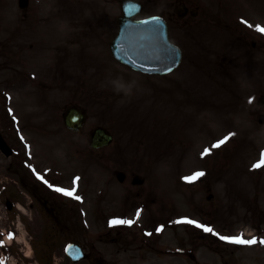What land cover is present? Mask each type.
<instances>
[{"label": "rangeland", "instance_id": "rangeland-1", "mask_svg": "<svg viewBox=\"0 0 264 264\" xmlns=\"http://www.w3.org/2000/svg\"><path fill=\"white\" fill-rule=\"evenodd\" d=\"M166 1L160 0L163 4ZM29 5V8L22 12L18 8L17 0H0V7H8L4 10H8L11 19L18 21L19 26L27 27L26 34L12 35L8 47L5 45L0 48V102L3 100L2 90L7 91L9 105L12 107L9 110L11 116H5L3 120L0 117V134L10 147L17 149L23 147L16 137L17 133L21 141L25 140V144L34 143L33 148L42 150L44 154L49 152L55 155L58 161L55 173L58 176L52 181L57 182L53 188L56 191L58 188L65 189V185H70V181L74 180L79 181L78 188L87 190L85 186H88L94 193L102 182L116 181L112 172L117 168L128 175L139 174L145 177L150 186L153 182H158L162 186L166 179L171 183L173 180L175 183L180 182L182 174V182H185V173L202 172V176L196 178L193 184H189L193 190L197 188L194 190V196L191 195L193 191L189 186V189L181 186L178 190L188 198V207L197 208L195 204L198 203L205 210L213 212L217 205L224 206V201H241L234 209H229L226 205L222 212H217V209L213 212L212 215L216 216L215 229L220 230L229 220L235 222V226L232 227H236V232L238 229L249 227L246 230L247 234L260 235L264 228L263 219L258 213L253 215L250 206L253 207L254 204L250 205L248 201L242 199L249 197L248 181L253 184L255 181L264 180V170L262 172V169H259L261 172L257 170L254 173L249 171V167L258 163L264 153V125L258 123V113L253 109L258 96L264 94V72L255 69V83L261 89L251 91L249 77L241 72V70L245 72L246 57L240 56L236 50L226 45L227 39L222 35L227 33L235 42L238 40L233 29L222 28L225 26V19L229 18L223 13L225 7L223 3L218 4L216 0L201 2L204 17L210 20L211 25L215 24L214 29L211 25L194 22L186 32L178 25L179 31H183L182 40L187 43V57L179 71L161 79L145 78L122 66H112V62L106 61L105 49L94 42L95 36L97 39L105 38L108 42L116 31L114 22L105 17L113 10L109 7L115 5L114 0H29ZM197 5L198 1L192 6ZM249 13L264 15V9L252 4ZM6 15L7 13L0 10V20L4 21ZM200 15L201 13L193 20H200L203 17ZM39 20L45 21L39 27L31 26L34 21ZM30 29L34 32L32 33ZM174 30H177L176 25ZM63 34L65 38L72 36L74 37L72 40L75 39V42L70 43L69 49L68 46L64 49L59 42ZM0 38L3 36L0 35ZM36 38H39L40 44ZM56 43L59 48L55 46ZM35 44L38 45L36 50L33 49ZM76 46L81 48L77 50ZM95 49L101 53L98 54V58L94 57L95 53H98ZM252 52L254 58L258 59L257 62H264V51ZM219 53H223L227 58L236 59L230 78L227 80L222 78L221 84L216 83L217 73L214 65ZM30 54H35L33 61L49 64V68L45 66L49 73L56 74L62 70V75L56 76L55 83L50 81L52 85L50 90L41 92L35 86L28 85V82H25L26 78L21 81L14 77L22 70L29 76V71L33 70L30 67L26 68L31 59ZM62 54L64 59L58 61L60 65L57 68L54 66V60ZM101 55L106 61V68L107 65L122 68L124 76L116 73L110 77L111 74L106 70L105 64L104 66L99 64ZM69 61L70 68L67 67ZM191 63L198 68L197 70L200 69V74L190 70L193 66ZM8 64L15 70L12 76H7L5 66ZM1 65L4 67L1 68ZM39 65L42 66L41 63ZM40 66L34 67L38 72L44 73L46 86L45 73L48 72H44ZM78 71L79 74H76ZM98 75L102 81L96 80ZM124 77L128 80L127 83L124 82ZM9 78L12 83L6 87ZM88 78L93 79V83L91 80L89 82ZM135 79H138V85L135 84ZM27 88H32L33 94L28 92ZM34 98L35 101L31 103ZM70 103L80 105L89 114L86 128L80 134H72L65 129L62 122L63 106ZM15 118L17 120H14ZM95 126L108 128L114 135V143L99 151L91 150L88 145V132ZM14 137L15 144L12 140ZM225 137H228L225 143L219 147H212ZM205 149H209L207 154ZM192 152L198 154L197 159L193 160L195 156L192 159L191 155L186 157ZM43 161L45 162L44 158ZM2 164L6 166L5 162ZM167 170L169 172L166 178ZM0 176H7L8 180L14 179V176L5 173L4 169H0ZM144 185L145 190L135 185L127 186L129 188L125 190L143 192L151 202L154 198L160 199L157 197L160 196L158 191H149L147 183ZM208 185L211 187L209 192L214 194V206L213 203L206 202ZM186 191L189 192L187 196ZM251 197L258 199L259 206L256 187L252 188ZM157 202L154 200V204ZM82 206L85 208L84 204H77V207ZM55 212L61 218L62 224L69 226V233L66 235H73L76 240L85 244L91 245L94 242L96 237L92 231L95 225H91V222L95 221H92L91 217L87 220L88 229L81 231L78 210L74 213L69 207H65L62 212L61 206H58ZM88 215L89 213L86 214ZM67 216L69 217L65 220ZM198 218V221L205 219ZM36 219L38 223L39 214ZM3 220L14 226V220ZM60 238V236L56 238L58 246L54 253L57 256L59 248L58 263L68 264L67 260L61 259L59 244L71 238L62 236L59 243ZM21 239L23 233L19 230L18 241H13L10 252H7L11 256L9 264L30 262L35 264L38 258L35 257V253L32 258L25 257L24 253L27 252H23L21 248L22 243L19 241ZM257 243L251 244V248H245L252 262H258L257 257L261 253L260 247H255L258 246ZM95 246L99 247L100 243L96 241ZM7 253L5 252L4 256L8 259ZM28 254L32 256L31 250ZM51 258L50 255L47 257L50 263Z\"/></svg>", "mask_w": 264, "mask_h": 264}, {"label": "snow or ice", "instance_id": "snow-or-ice-1", "mask_svg": "<svg viewBox=\"0 0 264 264\" xmlns=\"http://www.w3.org/2000/svg\"><path fill=\"white\" fill-rule=\"evenodd\" d=\"M258 30L261 32H264V27H259L258 26ZM228 139V137H225L223 140L218 141L216 144H214L212 147H219L221 144L225 143V141ZM209 151V149H205V154H207ZM264 166V153H262V159L256 163L255 165H253V167L255 168H260ZM203 173L202 172H197L195 173L192 177H186L185 179L188 180H194L196 178H198L199 176H202ZM41 179H43V177H40ZM78 179V178H77ZM57 191H61L64 192L66 195H73V191L71 190H65V189H57ZM77 199H79V197H76ZM133 221H128V220H113L111 221V223L116 224V223H127V224H131ZM178 222H186V223H197L196 221H191V220H185V221H178ZM198 227L203 228L205 231L207 232H212L213 229L210 227H207L205 225H199L197 224ZM159 231V229H158ZM221 239L223 240H227L230 241L232 243H236V244H247V245H251V244H255L257 243L256 238L253 239H244L242 236H237V237H221ZM260 243L264 244V240H260Z\"/></svg>", "mask_w": 264, "mask_h": 264}, {"label": "water", "instance_id": "water-1", "mask_svg": "<svg viewBox=\"0 0 264 264\" xmlns=\"http://www.w3.org/2000/svg\"><path fill=\"white\" fill-rule=\"evenodd\" d=\"M129 15L127 14H124V16L122 17V21H124L126 18H128ZM143 40L142 37H138V41L141 42ZM128 51L131 52L134 50V46H128ZM126 48L124 47H121L118 49V51L121 53L122 56L125 55V51L127 50ZM73 109H70L66 115H65V123L67 126L73 128V129H76L77 127L80 126V121H76V117L73 116ZM109 136H107L105 134V132L101 129H97L94 134H93V142L95 143V145H100L102 143H106L109 141Z\"/></svg>", "mask_w": 264, "mask_h": 264}, {"label": "flooded vegetation", "instance_id": "flooded-vegetation-1", "mask_svg": "<svg viewBox=\"0 0 264 264\" xmlns=\"http://www.w3.org/2000/svg\"><path fill=\"white\" fill-rule=\"evenodd\" d=\"M152 248H154V247H152ZM155 249H156V248H155ZM155 249H154V250H155ZM167 252H170V250H169V249H167V250H166V253H167Z\"/></svg>", "mask_w": 264, "mask_h": 264}]
</instances>
